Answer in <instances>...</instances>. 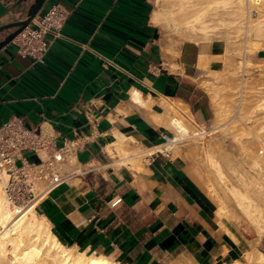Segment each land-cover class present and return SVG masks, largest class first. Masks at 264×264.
I'll return each instance as SVG.
<instances>
[{
	"label": "crops",
	"instance_id": "obj_1",
	"mask_svg": "<svg viewBox=\"0 0 264 264\" xmlns=\"http://www.w3.org/2000/svg\"><path fill=\"white\" fill-rule=\"evenodd\" d=\"M52 3L68 17L42 59L20 55L18 40L0 51V126L17 118L43 143L17 164L63 153L65 181L34 207L57 241L116 264H264L246 261L252 238L233 218L220 223L193 146L156 150L173 115L199 129L214 120L210 83L228 66L225 43L184 39L199 0H181V44L152 22L153 0H47L37 15ZM11 4L0 0V14ZM21 19L9 12L0 26ZM230 19L219 23L229 40ZM247 58L258 66L264 50Z\"/></svg>",
	"mask_w": 264,
	"mask_h": 264
},
{
	"label": "bare ground",
	"instance_id": "obj_2",
	"mask_svg": "<svg viewBox=\"0 0 264 264\" xmlns=\"http://www.w3.org/2000/svg\"><path fill=\"white\" fill-rule=\"evenodd\" d=\"M169 1L170 0H153V3L155 4V6H157V8L152 13V22L157 27L162 28L164 30L166 28L169 30H175L181 38V0H173V4L177 7L175 9L176 14L174 15H172V11H170ZM166 2H169V10L168 8H166ZM199 2V10H196L195 7H189L188 10L187 8H185V14L190 13L191 20L189 21L188 25L185 22L186 26L184 29V39L192 40L196 43L202 41L203 43V41L205 42L206 40L208 42L209 39H212L215 35L217 36H215L216 38H224L225 49L223 57L224 61L227 62V64H229V62L233 60V57H237V61L233 60V62L235 61L236 63H238L237 65H239V67L241 68L240 71H245L246 73V71H248L250 68L258 67V69H260V73L264 75V63L255 66L247 58L248 55L253 52H256L261 49L264 50V0H199ZM226 14L229 16V18H231V22L239 24V30L237 29L236 34H240L242 36L241 38H239L242 41L239 39H237L236 41L233 38H230L229 40L228 37L225 38L219 35V30L221 29L219 23L222 20V17L226 16ZM233 36H236L237 38V35ZM204 57L207 59L206 56ZM204 63L201 59L199 65L203 67L205 66ZM234 73H227V76H230L232 78L234 76ZM234 79L235 77L233 78V80ZM247 81V78L240 80L239 86L236 87V92H238L236 101L237 105L234 106L233 104L235 103L232 104L234 107H236V111H233L234 113L232 112L233 115L226 109V111H223L221 110L222 108H220L217 110L218 112L216 111L217 113L215 112L216 114H218V117H220V119L217 118V115L215 114L216 119L214 120L218 119L220 120V122H223V120L227 117V119L229 120V116L231 115L233 119H237L241 114L243 116V108H246L248 98L255 94L254 89L252 90L251 88H248L247 84L249 82L247 83ZM260 82L261 87L258 88H264V80H261ZM211 83L210 89L212 90L213 88V90L216 92L217 85L214 84L215 82ZM235 86H233V88H235ZM233 90H231L232 92L230 93L233 94V92H235V90ZM257 91L264 92L261 89ZM131 99L135 103L143 105V101L141 100L142 98L139 92L135 91L134 93H132ZM251 105L252 104H249L248 107L251 108ZM255 106V109L259 107V102L258 105ZM252 108H254V106ZM252 110L253 109L250 110L251 112L249 111V118L245 117V122H248L250 121V119L254 118V116L253 118H251L254 113V110ZM241 111L243 113H241ZM246 112L248 113V111ZM241 121L243 120L241 119ZM251 121L249 122V124L251 123ZM185 122L184 119L179 116V114L177 116L175 114L170 117L169 128L172 129L176 133V135L170 137L166 144L157 147L156 150L159 152H165L166 150H170L171 148H176V146L178 147V143L186 138L197 139L199 135L205 133V131L203 130L202 132L196 131L194 129L192 130L191 124H187L188 121L187 123ZM216 123L219 122L217 121ZM252 126L254 127L255 125L253 124ZM250 128L248 126H245L244 129L242 128L243 131L241 132L242 135L246 137L248 136L247 139L251 138L252 142H254V147H243L241 148L242 152L240 153H242L241 155H243V163H246L251 168L253 174H251L246 180V190L245 188L242 190L241 188L232 185L228 188L231 195L233 196L232 198L236 204V207L241 212L246 222L253 226L257 237L261 240H264V126H260L259 129L255 128V130H253L254 128L252 130ZM235 129L238 130L237 128ZM230 130L229 132H231ZM238 137L239 135L237 136V138ZM198 144L199 143H197L196 146L197 149L201 146V143L199 144L200 146H198ZM201 148L202 147H200V150H198L199 152L201 151V153H203L202 157H204L205 160H207L208 163L211 165V169L214 170L213 173L215 172L216 175L221 179V181L225 182V178L224 176H222L223 174L218 164L216 163L217 161H215L213 156L210 155L211 153L209 154L206 150H203L204 147L202 150ZM199 156H201V154H199ZM198 157L196 158L197 162L199 161ZM6 180V175L0 174V264H116L101 255L86 254L85 252H79L74 248L64 247L57 241L55 236L52 234L49 224L45 221L44 218H41L36 214L33 207H27L24 209L12 208L9 205L4 193V186ZM210 193L211 194L209 195L214 205V211L220 219V223L223 225V221H227L229 219L234 218V213L232 212V210H230V208L219 197L217 191L213 187H210ZM257 245H255V247H257ZM9 256H11V258H9ZM244 256L246 261L248 262L262 263L264 262V249H252L251 251L246 252Z\"/></svg>",
	"mask_w": 264,
	"mask_h": 264
},
{
	"label": "rangeland",
	"instance_id": "obj_3",
	"mask_svg": "<svg viewBox=\"0 0 264 264\" xmlns=\"http://www.w3.org/2000/svg\"><path fill=\"white\" fill-rule=\"evenodd\" d=\"M169 2H170V11H172L173 14H176V10L175 9L177 7L173 4V0H170ZM154 6H155V4H154ZM156 8H157V6H155V9ZM160 30H161V32L163 34L164 39L167 42H170V43L173 42L175 44H181L182 42H185V41L181 40L180 36L178 35V33L175 30L167 31V30H164L162 28H160ZM229 34H230L229 37L233 38L236 41H237V39L242 37L240 34H236L235 31H232ZM233 35H237V38H236V36H233ZM214 37L212 38L214 41L212 39H209V41L211 40L212 42H219V43L224 45V41H225L224 38L223 39L221 37L216 38L217 37L216 36L215 39H214ZM239 40H241V39H239ZM241 41H240V43H241ZM206 42H207V40H206ZM200 43H202V41ZM201 45H203V44H201ZM232 59L236 60L237 57H233ZM233 60L231 62H229L230 65L227 64V66H229V67L225 71L226 73L224 72L222 77L219 79L220 84H219V86H217V91H216L217 92L216 93L217 98H216V101L214 103V106H215L214 107V114H216L218 112L217 110L220 109V108H222L221 110H223V111L226 109L230 113H232L233 111L234 112L236 111V107H234V106L237 105L236 101H237V93L238 92H236V90H237L236 87L239 86V83H240L239 81L244 79V78L248 79V81H247V83L249 82L247 84L248 88H251L252 90L254 89V93L255 94L248 98V103L252 104L251 106L252 107L254 106V108L248 107L249 104L247 103L246 104V108H243L244 109L243 110L244 113L241 111V113H243V116L241 114L238 117L239 119L238 118L237 119H233L232 118V115L234 113L233 112L232 115L230 114L231 116H229L232 120L230 118L228 120L227 119L228 117L226 118L227 120L224 119L225 122H224V120H223V122H220V120H218V119L214 120L211 123V126H210L211 128H209V130L204 128V127L199 129V128H196L195 126L191 125V129L192 130L194 129V130L199 131V132H202V130H203V131H205V133H202L201 135H199L197 137V139L196 138H191V139L190 138H186V139L180 141L178 144L181 143V144H187V145H190V146L192 145L193 146L192 148L195 150V153L197 154L196 158L199 156V154H201V156L198 157L199 161H201V162H199V161L197 162L196 158H195L196 159L195 161L200 166L202 165L201 166L202 169L207 174L206 175L207 176L206 179L210 183L209 184L206 181V186H207V189H208V193L211 194L210 193V187H213L217 191V194L219 195V197L224 201V203L234 213L233 220L235 222H237L238 226L241 227L242 230H244L250 238H252L251 241L253 243V249H259L260 250V249H264V246H263L264 245V240L263 239L262 240L259 239L257 237V234L255 233V230H254L253 226L251 224H249L248 222H246L245 218L243 217L241 212L236 207V204H235V202H234V200L232 198L233 196L231 195L228 187H230L232 185V186H235V187H239V188H241L243 190L246 187L245 183H246L247 178L251 174H253V172L251 171V168L246 163H243V155H241L242 153H240V152H242L241 148H243V147H246V146L254 147V144H253L254 142H252L251 138H248L251 141L248 140L247 139L248 136L246 137V136L242 135L241 131H243L245 126H248L249 128L251 126V128H250L251 130L253 128H254L253 130H255V128L259 129L260 126H262V125L264 126V124H263L264 123V92L257 91V90H260V89L262 91H264V88H258V87H261V85H260L261 82L260 81L264 80L263 79L264 75H262L260 73V69H258V67L250 68L248 70L249 72L246 71V73H245V71L242 72V71H240L241 68L239 67V65H237L238 63H236L235 61L233 62ZM255 63H262V59L259 62H255ZM239 71H240V73H239ZM230 72L231 73L236 72V73H234V76L232 78L230 76H227V73H230ZM234 77H235V79L233 80ZM225 78L227 79V81H226ZM233 86H235V88H233ZM233 89L235 90V92H233V94H232L230 92H232L231 90H233ZM256 93H258V94H256ZM259 95H261V96H259ZM229 96H230V99H229ZM224 100H226V101H224ZM223 101L225 102V107H224V102ZM253 102H254L255 105H258V102H259L260 106L255 109L256 106L253 104ZM233 103H235V104H233ZM229 106L232 107V108H230ZM249 109L250 110L253 109L254 111L253 110L252 111L255 113V114L253 113V115L251 117V118H253V116H254V118L250 119V121L251 120L253 121V122L251 121L252 124L251 123L249 124L250 121H248V120H247L248 122H245L246 118H249L248 115H250V112H251ZM246 111H248V113ZM216 115H217V118L220 119V117H218V114H216ZM216 115L214 116L215 117L214 119H216ZM241 119L243 121H241ZM169 120H170V118L168 119V122H169ZM234 120H235V122H234ZM217 121L220 124L216 123ZM185 123H187V122H185ZM187 124H190V123L188 122ZM217 124H218V126H217ZM253 124L255 125L254 127L252 126ZM213 125H215V126H213ZM243 125H244V127H243ZM235 128H237L238 130H236ZM230 129H232V130H230ZM234 129H235V131H234ZM229 130L231 132H229ZM237 132H239V133H237ZM175 135H176V133L174 132V136ZM238 135H239V137L237 138ZM193 139H194L195 142L193 141ZM246 140H247V142H246ZM242 141H245V142H242ZM197 143H199V144L201 143L200 144L201 146L198 144V146L202 147L201 150L204 147L203 150H206L209 154L211 153L210 155L213 156L215 161H217L216 163L218 164V166H219V168H220V170H221V172L223 174L222 176H224V178H225V182H222L221 179L216 175L215 172L213 173L214 170L211 169V165L208 163L207 160H205L204 157H202L203 153H201V151L199 152V150H200L199 148L200 147L198 148L199 150L197 149V147H196ZM245 144H247V145H245ZM170 150H174V151L178 150V147L176 146V148H171ZM254 174H256V173H254ZM211 179H212V181H211ZM245 190H246V188H245ZM255 245H257V247H255ZM9 258H11V256H9Z\"/></svg>",
	"mask_w": 264,
	"mask_h": 264
},
{
	"label": "built area",
	"instance_id": "obj_4",
	"mask_svg": "<svg viewBox=\"0 0 264 264\" xmlns=\"http://www.w3.org/2000/svg\"><path fill=\"white\" fill-rule=\"evenodd\" d=\"M67 17L68 12L59 3L48 5L13 40H18L17 52L35 61L42 59L52 40L62 37L60 30ZM163 138V144H166L169 137L164 135ZM42 144L37 134L17 118L7 120L0 126V174L7 177L4 193L12 208H34L40 199L65 181L62 175L64 158L61 152H55L39 163L22 160L17 164L15 153L29 147L37 149ZM168 152L169 150L165 151L167 154Z\"/></svg>",
	"mask_w": 264,
	"mask_h": 264
},
{
	"label": "water",
	"instance_id": "obj_5",
	"mask_svg": "<svg viewBox=\"0 0 264 264\" xmlns=\"http://www.w3.org/2000/svg\"><path fill=\"white\" fill-rule=\"evenodd\" d=\"M10 1L13 2V4H11V8L8 11H5V13L0 14V19L9 12L13 15H19V17L22 19L17 22H12L0 26V33L14 29L12 32H7L3 36L0 35V51L7 45L11 44L13 40L29 26L30 22L40 12L47 0ZM2 7L4 10H6V7Z\"/></svg>",
	"mask_w": 264,
	"mask_h": 264
},
{
	"label": "flooded vegetation",
	"instance_id": "obj_6",
	"mask_svg": "<svg viewBox=\"0 0 264 264\" xmlns=\"http://www.w3.org/2000/svg\"><path fill=\"white\" fill-rule=\"evenodd\" d=\"M17 22V21H15ZM14 29H11V30H8V31H4V32H1L0 35L3 36L4 34H6L7 32H12Z\"/></svg>",
	"mask_w": 264,
	"mask_h": 264
}]
</instances>
